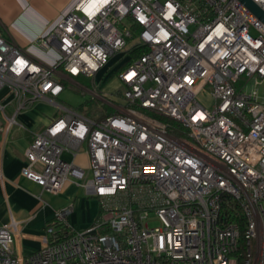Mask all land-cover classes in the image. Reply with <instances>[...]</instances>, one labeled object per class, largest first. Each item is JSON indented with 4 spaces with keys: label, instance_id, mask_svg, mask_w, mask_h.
Segmentation results:
<instances>
[{
    "label": "built area",
    "instance_id": "1",
    "mask_svg": "<svg viewBox=\"0 0 264 264\" xmlns=\"http://www.w3.org/2000/svg\"><path fill=\"white\" fill-rule=\"evenodd\" d=\"M37 44L54 63L0 37L14 115L128 48L122 106L96 121L63 108L33 135L21 175L52 195L75 180L100 215L78 230L71 205L56 210L25 257L17 224L0 225V264H264V24L250 10L239 0H80ZM13 124L0 102V132ZM83 146L88 172L61 157Z\"/></svg>",
    "mask_w": 264,
    "mask_h": 264
},
{
    "label": "crops",
    "instance_id": "2",
    "mask_svg": "<svg viewBox=\"0 0 264 264\" xmlns=\"http://www.w3.org/2000/svg\"><path fill=\"white\" fill-rule=\"evenodd\" d=\"M79 1L0 0V37L20 48L31 59L51 65L57 59V54L53 50H42L37 41L52 32ZM117 65H113L114 69L117 67L114 81L110 87L102 89L101 95L122 106L119 98H116L119 93L112 95L114 87H122L117 77L121 63ZM95 77L92 78L93 84L98 82ZM81 79L85 78L65 80L63 86L69 82L79 85L78 80ZM102 85L99 84L98 88ZM64 89L58 97L43 96L15 115V102L12 101L9 90L0 89V102L5 105V114L8 117L14 116L15 121L7 132H0V225L11 222L17 224L14 249L20 256H28L41 248V238L56 210L71 205L72 212L68 222L78 230L91 226L100 215L98 199L89 196L75 180H68L60 194L52 195L21 175V170L26 165L25 151L32 142L33 135L44 130L53 119L62 117L65 114L63 108L68 109L61 100ZM92 94L95 95L94 92ZM61 157L64 161L73 162L86 172L89 171L85 146L75 155L63 152Z\"/></svg>",
    "mask_w": 264,
    "mask_h": 264
},
{
    "label": "rangeland",
    "instance_id": "3",
    "mask_svg": "<svg viewBox=\"0 0 264 264\" xmlns=\"http://www.w3.org/2000/svg\"><path fill=\"white\" fill-rule=\"evenodd\" d=\"M135 41V39L130 40L128 43L129 46ZM125 51L111 58L109 65L99 71V74L95 77V79L98 80L97 83L94 82L93 84L92 78L78 80L79 85L72 84L71 82H69L71 84L67 83V85L64 83L65 89L61 100L66 104L69 111L90 121H96L100 118L118 113L116 108L118 106L117 103L114 102L113 99H105L101 94L103 93L102 89L110 87L111 83L114 81V78L116 77L115 70L117 67L114 69L113 65L116 66L118 63H122L125 60ZM242 81H244L243 78H241V82ZM99 84H103L101 88H97ZM94 90L97 92L96 96L92 94ZM112 91V95L117 93L121 94L123 87H114ZM260 93L264 95V83L260 86ZM203 101H205V105L209 106L207 98H203Z\"/></svg>",
    "mask_w": 264,
    "mask_h": 264
},
{
    "label": "water",
    "instance_id": "4",
    "mask_svg": "<svg viewBox=\"0 0 264 264\" xmlns=\"http://www.w3.org/2000/svg\"><path fill=\"white\" fill-rule=\"evenodd\" d=\"M253 15L264 24V12L251 0H239Z\"/></svg>",
    "mask_w": 264,
    "mask_h": 264
},
{
    "label": "trees",
    "instance_id": "5",
    "mask_svg": "<svg viewBox=\"0 0 264 264\" xmlns=\"http://www.w3.org/2000/svg\"><path fill=\"white\" fill-rule=\"evenodd\" d=\"M141 52H142L141 50H137V49L133 50L131 52V58H136L137 56L140 55ZM168 122H169L170 127L172 128L171 133L176 135V136H182V134L180 133V129H179L178 125L176 123H174V122H171V121H168Z\"/></svg>",
    "mask_w": 264,
    "mask_h": 264
}]
</instances>
